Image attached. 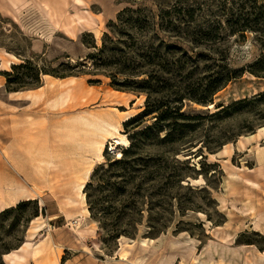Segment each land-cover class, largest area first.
Segmentation results:
<instances>
[{
  "label": "rangeland",
  "instance_id": "rangeland-1",
  "mask_svg": "<svg viewBox=\"0 0 264 264\" xmlns=\"http://www.w3.org/2000/svg\"><path fill=\"white\" fill-rule=\"evenodd\" d=\"M13 2L22 4L18 20L0 12L1 71L26 59L60 72L81 62L92 69L90 46L101 47L106 32L115 42L98 73L57 82L42 73V89L19 90L35 89L29 97L9 96L0 75V199L11 185L34 197L0 216V264H264L257 255L264 88L254 92L264 76L249 75L264 57V0H0V7ZM130 69L153 76L150 93L112 86V75ZM149 97L151 112L126 127L124 117L141 115ZM92 115L120 121L130 140L137 133L127 163L117 164L108 146L100 162L68 138ZM43 149L49 165L31 153ZM89 168L93 185L83 199L78 186ZM89 196L101 202L96 215ZM13 252L17 260L6 257Z\"/></svg>",
  "mask_w": 264,
  "mask_h": 264
},
{
  "label": "trees",
  "instance_id": "trees-1",
  "mask_svg": "<svg viewBox=\"0 0 264 264\" xmlns=\"http://www.w3.org/2000/svg\"><path fill=\"white\" fill-rule=\"evenodd\" d=\"M129 10H132V9L127 8V9L122 10L119 13L118 18L120 19L122 14L126 13ZM109 24H114V21L111 19ZM108 41L115 42L110 37L109 33L106 32L105 36H104L103 44L101 47H98V45L96 43L90 46V47H94L97 50L96 52H92L89 55V58L94 59V67L92 69L87 68V66H88L87 63L81 62L80 65L84 66V68H82L80 70L76 69L78 67L77 65H68V67H69L68 71L60 72L56 69H51V68L46 67V66H40L39 64H37L36 62H34L31 59H26L24 63L14 64L12 66V71H1L0 70V75L6 76L7 86H8L9 91H19L21 88H34V87L40 86L41 80H42V73L53 75L55 77H60V78H65V77H69V76H79L82 74H90V73L96 74V73H98L99 70H102L101 69L102 66L109 64L108 63V57H106L104 55V52L106 51L107 47H109ZM21 70H23V71L20 72ZM250 71L258 77L264 76L263 75L264 74V57H260L253 65H250ZM240 72H241V74L245 73V70L241 69L238 71L237 70L232 71L231 72L232 75H230L228 80H231L232 78L239 77L240 75H238V73H240ZM20 74H22V75H20ZM142 74H144V72L136 71V69H130L126 73H123V74L118 73L117 75H112V86H114L116 89L124 90V91L148 90V88L149 89L151 88V86L148 87V85L151 84L150 82L153 79V76L151 75L152 77H150L149 79L138 78ZM119 76H121L123 78H120ZM91 81H95V80L91 79ZM148 92L150 93L151 89ZM258 96L264 97V93H259ZM152 109H153V104H152L150 97H149L147 99L146 108L143 110L142 114L131 117L129 120H127L125 122V126L128 127L129 125H134L137 121H139V118L146 116L148 113L151 112ZM175 112L177 114H180L179 110H177V109ZM164 113H166V112H164ZM163 119L165 120L166 118H165V116L162 115V117H158L156 121L161 123L163 121ZM134 126H136V125H134ZM168 135L165 137H168ZM131 142L132 143H131L130 147L128 149L124 150L123 157L118 159L117 161H115L117 164L127 163V157H128L127 155L129 153V151L134 150V148L138 147L139 143L137 140V133H135L134 135L131 134ZM95 172H97V170H95ZM100 181L106 182L104 178L100 179ZM92 185H93V182L91 181L86 185L85 189H88ZM88 200L90 202L91 211L93 212L94 215H96V213L99 211L96 210L94 204H96L99 208V206H101V202L93 201L90 196L88 197ZM32 201L33 200L21 201L16 207L6 208L5 210L0 212V216L7 215L14 210H18L21 207L27 205L29 202H32ZM35 215L39 216V211H37ZM119 233L120 232H117V234H115V237H119L121 235V233L120 234Z\"/></svg>",
  "mask_w": 264,
  "mask_h": 264
},
{
  "label": "bare ground",
  "instance_id": "bare-ground-1",
  "mask_svg": "<svg viewBox=\"0 0 264 264\" xmlns=\"http://www.w3.org/2000/svg\"><path fill=\"white\" fill-rule=\"evenodd\" d=\"M46 76H51L49 74H45ZM250 77L255 78V75L249 73ZM76 77V76H71ZM73 79V78H72ZM43 86H40L39 89H42ZM264 86L258 87L254 89V92L261 91ZM29 92L25 94L27 97L32 96L31 91H35V89L28 90ZM18 92V91H17ZM65 96L61 94L59 96V102ZM133 114L127 115L124 117L123 122L129 120L133 117ZM80 123L82 124V128H70L68 129V138L70 139H77L81 144V148L83 152H90L92 153L95 158L102 162L105 158L104 151L108 146L111 152H114L118 155L119 158L122 157L123 152L119 149L120 146L128 147L131 145V140L127 136L125 132H121L120 124L121 122L116 120L110 115L105 116H82L80 118ZM259 132H264V125L259 128ZM256 134H251L249 136H245L248 139H251ZM227 147H233V144L230 143L226 145ZM261 151V150H260ZM258 152L261 160L264 159V152ZM35 157L39 160L41 164L49 165L48 163L51 162L49 151L46 149L43 150H34ZM92 172V168H89L86 173L83 181L79 184V192L82 193L83 199H85V193L83 192L84 188L86 187L87 178ZM4 197L0 202V212L5 210L6 208L10 207L8 205L11 202L20 203L23 200L18 201L20 197L25 196L27 193L25 188L21 186H8L5 189ZM26 200L33 199L34 197L30 194L26 195ZM40 216L36 217L39 218ZM38 230V227H36ZM11 254L15 255L14 260L18 259L19 254L17 252L8 253L6 257H10ZM257 255L259 256V260L264 263V252L261 250H257ZM245 264H249L248 259H246Z\"/></svg>",
  "mask_w": 264,
  "mask_h": 264
},
{
  "label": "crops",
  "instance_id": "crops-1",
  "mask_svg": "<svg viewBox=\"0 0 264 264\" xmlns=\"http://www.w3.org/2000/svg\"><path fill=\"white\" fill-rule=\"evenodd\" d=\"M14 3V5H12L11 7H9L8 5H6V6H4V7H0V12L3 14V15H7V16H9V17H12V18H14L15 20H18V18H20L21 17V14H20V9L19 8H21L22 7V4L21 3H19V2H13ZM20 24V23H19ZM1 64H3L2 62H1ZM74 79V78H78V77H71V76H69V77H65V78H56V77H54V79L56 80V82L58 81V80H60V81H63V80H69V79ZM3 79H1V76H0V88H2V86H3ZM26 92H29V91H18V92H16V91H14V92H8V94H9V96H11V95H13V94H19V93H26ZM26 195L28 194V193H25ZM23 196V197H20L19 199H18V201H20V200H23L24 198H27V196ZM3 199V197H1V199H0V202H1V200ZM16 202H11V203H9L8 205H10V206H12V205H14Z\"/></svg>",
  "mask_w": 264,
  "mask_h": 264
}]
</instances>
